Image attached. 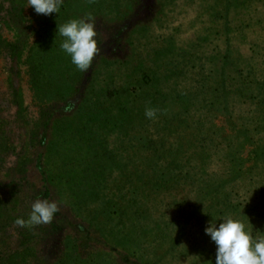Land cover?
Here are the masks:
<instances>
[{
	"label": "rangeland",
	"instance_id": "1",
	"mask_svg": "<svg viewBox=\"0 0 264 264\" xmlns=\"http://www.w3.org/2000/svg\"><path fill=\"white\" fill-rule=\"evenodd\" d=\"M85 16L87 73L57 35ZM226 218L264 235V0H0V264H215Z\"/></svg>",
	"mask_w": 264,
	"mask_h": 264
},
{
	"label": "clouds",
	"instance_id": "2",
	"mask_svg": "<svg viewBox=\"0 0 264 264\" xmlns=\"http://www.w3.org/2000/svg\"><path fill=\"white\" fill-rule=\"evenodd\" d=\"M28 4L37 14L51 16L60 13L64 0H28ZM57 35L62 38L61 50L70 57L71 63L79 71L87 73L102 50L94 17L85 16L58 25ZM73 108L74 105H69L66 111ZM159 112V108L147 107L145 116L150 120L156 119ZM59 211L57 202L38 199L31 204L28 219L19 217L15 225L25 228L49 224ZM205 232L216 245L215 264H264V235L254 236L253 231L240 220L210 221ZM207 264H212V261Z\"/></svg>",
	"mask_w": 264,
	"mask_h": 264
},
{
	"label": "trees",
	"instance_id": "3",
	"mask_svg": "<svg viewBox=\"0 0 264 264\" xmlns=\"http://www.w3.org/2000/svg\"><path fill=\"white\" fill-rule=\"evenodd\" d=\"M15 10H17V9L14 8V10H11L10 15L13 14V12H14ZM24 44H25V43H21L20 38H18L16 42L11 43V45H12V51H13V53H14V57L16 56V57L18 58V55L16 54V52H17V51H20V50H23ZM48 181H49V179H48ZM53 182H54V181H53Z\"/></svg>",
	"mask_w": 264,
	"mask_h": 264
}]
</instances>
